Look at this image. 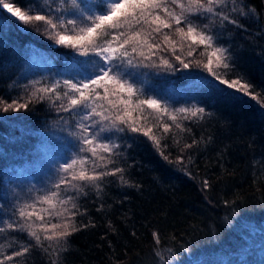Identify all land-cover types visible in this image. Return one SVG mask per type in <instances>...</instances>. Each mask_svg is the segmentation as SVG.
<instances>
[{
    "label": "trees",
    "instance_id": "trees-1",
    "mask_svg": "<svg viewBox=\"0 0 264 264\" xmlns=\"http://www.w3.org/2000/svg\"><path fill=\"white\" fill-rule=\"evenodd\" d=\"M16 2L27 6L33 0ZM244 4L246 12L254 9L249 16L239 17L244 29L233 25L217 29L235 57L237 71L229 78L243 75L264 100V0H244ZM28 27V31L0 30V97L9 102L26 98L25 86L32 81L50 83L92 70L91 64L76 63L85 57L55 46L35 27ZM40 61L47 66L48 76H39ZM135 71L143 73L134 79L146 80V90L191 93L210 115L202 121H183L190 132L174 129L178 145L172 133L162 139V146L167 145L163 156L138 133L114 134L113 141L120 145L114 167L124 169L132 186L122 185L119 175L105 178L101 192L89 189L80 197L84 214L76 217L77 227H87L67 238L66 252L57 257L51 249L45 253L33 246L15 260L19 264H51L53 260L58 264H264V107L250 97L233 101L201 91L184 78L187 72ZM189 71L207 76L197 68ZM74 125L75 118L69 119L47 100H33L28 110L0 111V218L10 215L17 197L32 195L26 181L40 185L36 179L49 168L46 183H50L55 167L41 156L63 148L60 144L66 146L67 129ZM193 140L197 142L193 147H184ZM204 180L211 185L207 190ZM153 233L159 235V244ZM10 235L35 244L26 232ZM9 243L0 236V251L12 254Z\"/></svg>",
    "mask_w": 264,
    "mask_h": 264
},
{
    "label": "snow or ice",
    "instance_id": "snow-or-ice-1",
    "mask_svg": "<svg viewBox=\"0 0 264 264\" xmlns=\"http://www.w3.org/2000/svg\"><path fill=\"white\" fill-rule=\"evenodd\" d=\"M245 7L244 0H33L27 6L0 0V30L15 27L28 31V26H33L55 46L86 58L77 64L92 65L79 79L69 75L50 83L32 81L25 86L29 91L26 98L9 102L0 97V111L5 113L28 110L33 100H47L69 119L75 118L74 127L67 129L70 141L65 146L73 154L56 162L50 186H34L29 190L32 195L17 197L8 210L10 215L0 218V236L14 248L10 255L0 251V264H19L15 258L24 257L33 246L45 253L51 249V254L59 257L68 250L67 238L87 227H77L76 217L84 214L80 197L89 189L101 192L105 178L111 176L119 175L122 185L132 186L124 169L114 167L120 147L113 141L114 134L138 133L163 156L167 145L162 146V139L172 133L178 145L174 129L190 132L183 121H202L210 115L203 106L174 107L166 102L170 97L137 87L134 77L143 73L135 70L187 72L184 78L194 81L201 91L233 101L250 97L264 107L261 94L253 91L254 86L243 75L229 78L237 71L235 57L221 42L222 33L217 29L227 25L244 29L239 17L254 13V9L246 12ZM193 68L207 76L193 75L189 71ZM196 143L193 140L184 147ZM210 187L204 180L203 189ZM13 232H26L35 244L20 241L10 235ZM153 237L159 244V235L153 233Z\"/></svg>",
    "mask_w": 264,
    "mask_h": 264
},
{
    "label": "rangeland",
    "instance_id": "rangeland-1",
    "mask_svg": "<svg viewBox=\"0 0 264 264\" xmlns=\"http://www.w3.org/2000/svg\"><path fill=\"white\" fill-rule=\"evenodd\" d=\"M222 43H223V45L225 47H229L230 48L229 42H226L225 40H223ZM32 55L33 54H31L30 56H32ZM38 63L39 64H37V65H39L40 68L38 66H36V67L38 68L37 70H38L39 76H48V74H47L48 73L47 72L48 71L47 66L41 61L38 62ZM86 74L87 73H85L83 75H79L76 78L79 79L81 76H84ZM75 75H77V74H75ZM59 78L60 77L55 78V80L59 79ZM137 81H138L137 87H143V89L146 88L145 87L146 80L143 81L142 79H138ZM150 94H151V92H150ZM159 94L164 96L165 98H169L170 97V99H166V102L172 104L174 107H184V106H192V105H199L200 106V103L197 101V98L192 96L191 93L184 94V93H181V92L176 91V90H172V91L169 90V91L160 92ZM60 140H61V138H60ZM60 145L63 146V148H59V149L53 148L52 152L45 153L43 156H41V157H46V159H45L46 163L51 168L55 167L56 162H58L60 160H63L67 156H70V155L73 154L72 152L66 151V150L64 152V150H63L64 147H65L64 144H60ZM48 171H49V168H48L46 173L42 174L40 178L38 176V178L36 179V180H38L40 185H38V183L36 181L32 180V181H26L25 186H27L28 183H29V188H31V187L33 188L35 186V188L39 189V188H42V187L50 186V183H46L48 181V178H47L48 177L47 176ZM22 178H24V177H22ZM25 179L26 178H24L22 180L23 183H24ZM22 182L21 183H17L15 186L19 187L22 184ZM262 255L264 256V251L262 252Z\"/></svg>",
    "mask_w": 264,
    "mask_h": 264
}]
</instances>
